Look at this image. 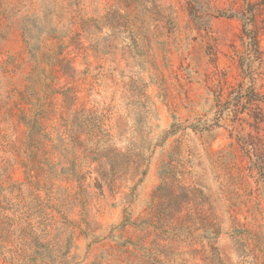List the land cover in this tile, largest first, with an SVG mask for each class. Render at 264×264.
<instances>
[{
  "label": "rangeland",
  "instance_id": "rangeland-1",
  "mask_svg": "<svg viewBox=\"0 0 264 264\" xmlns=\"http://www.w3.org/2000/svg\"><path fill=\"white\" fill-rule=\"evenodd\" d=\"M0 264H264V0H0Z\"/></svg>",
  "mask_w": 264,
  "mask_h": 264
},
{
  "label": "trees",
  "instance_id": "trees-1",
  "mask_svg": "<svg viewBox=\"0 0 264 264\" xmlns=\"http://www.w3.org/2000/svg\"><path fill=\"white\" fill-rule=\"evenodd\" d=\"M247 23L245 24V31H246V28H247ZM248 34V33H247ZM252 42L256 45V48H255V52H256V57L257 59L259 58V56L261 55V52L259 51V48L257 47V37L254 36L253 39H251ZM243 66H244V61H243Z\"/></svg>",
  "mask_w": 264,
  "mask_h": 264
}]
</instances>
